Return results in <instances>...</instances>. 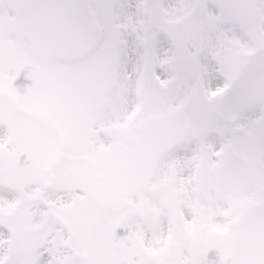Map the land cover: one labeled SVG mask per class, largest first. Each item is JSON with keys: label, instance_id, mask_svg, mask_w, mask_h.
I'll list each match as a JSON object with an SVG mask.
<instances>
[{"label": "snow or ice", "instance_id": "obj_1", "mask_svg": "<svg viewBox=\"0 0 264 264\" xmlns=\"http://www.w3.org/2000/svg\"><path fill=\"white\" fill-rule=\"evenodd\" d=\"M0 264H264V0H0Z\"/></svg>", "mask_w": 264, "mask_h": 264}]
</instances>
